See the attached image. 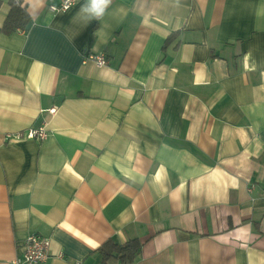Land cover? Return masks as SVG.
Segmentation results:
<instances>
[{"label":"crops","instance_id":"0c3cea01","mask_svg":"<svg viewBox=\"0 0 264 264\" xmlns=\"http://www.w3.org/2000/svg\"><path fill=\"white\" fill-rule=\"evenodd\" d=\"M22 2L3 32L0 0V264L31 234L41 264L129 239L130 264H264V0Z\"/></svg>","mask_w":264,"mask_h":264},{"label":"built area","instance_id":"2783aa9c","mask_svg":"<svg viewBox=\"0 0 264 264\" xmlns=\"http://www.w3.org/2000/svg\"><path fill=\"white\" fill-rule=\"evenodd\" d=\"M78 0H59L57 5H49L52 12L65 11L74 5ZM85 59L94 61L97 66L106 64L103 53H87ZM55 107H50L48 113L54 114ZM47 136V129L44 124L38 127H30L22 132L6 133V139H37L42 140ZM264 184V182H262ZM49 257V241L47 238L37 234L28 235L23 243L22 255L15 259V264H41Z\"/></svg>","mask_w":264,"mask_h":264},{"label":"trees","instance_id":"16d2710c","mask_svg":"<svg viewBox=\"0 0 264 264\" xmlns=\"http://www.w3.org/2000/svg\"><path fill=\"white\" fill-rule=\"evenodd\" d=\"M9 9L1 26L3 32L23 29L29 20L25 4L22 0H8ZM141 243L137 239H129L123 243L106 240L97 251L102 264H130L140 251Z\"/></svg>","mask_w":264,"mask_h":264},{"label":"clouds","instance_id":"9594fccd","mask_svg":"<svg viewBox=\"0 0 264 264\" xmlns=\"http://www.w3.org/2000/svg\"><path fill=\"white\" fill-rule=\"evenodd\" d=\"M111 0H87L81 8L82 13H88L87 20L102 18Z\"/></svg>","mask_w":264,"mask_h":264}]
</instances>
